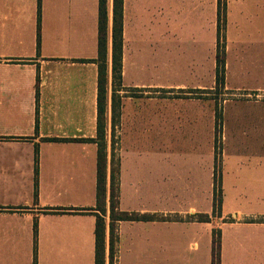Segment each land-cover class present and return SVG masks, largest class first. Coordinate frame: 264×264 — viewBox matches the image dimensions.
Here are the masks:
<instances>
[{"label": "crops", "instance_id": "obj_1", "mask_svg": "<svg viewBox=\"0 0 264 264\" xmlns=\"http://www.w3.org/2000/svg\"><path fill=\"white\" fill-rule=\"evenodd\" d=\"M226 4L122 0L116 78L108 0L107 264L113 153L120 210L150 217L115 264H213L214 240L264 264V0ZM99 10L0 0V264H96Z\"/></svg>", "mask_w": 264, "mask_h": 264}, {"label": "trees", "instance_id": "obj_2", "mask_svg": "<svg viewBox=\"0 0 264 264\" xmlns=\"http://www.w3.org/2000/svg\"><path fill=\"white\" fill-rule=\"evenodd\" d=\"M227 4L226 0H219V20H225ZM220 27V37H221ZM123 43V14L122 0H114V73L116 78L120 75V57ZM108 0H100L99 10V98H98V135L95 140L98 144V169H97V206L94 210L98 211L96 225V264H107L106 253V230L107 222V197H108V151H107V70H108ZM219 71L224 67V59L218 60ZM224 81L223 72H219L218 84ZM220 116V115H219ZM114 140V139H113ZM115 144V140L113 141ZM221 203V201H220ZM217 208L215 198L214 212ZM66 212V209L59 210ZM110 264H115L117 254L116 243L118 240V223L122 221H145L149 216L137 213H128L120 210V169L119 162L112 154L111 179H110ZM209 220V216L203 217ZM35 235H38V221L35 222ZM220 241L214 240V259L213 264H220ZM37 264V259H35Z\"/></svg>", "mask_w": 264, "mask_h": 264}]
</instances>
